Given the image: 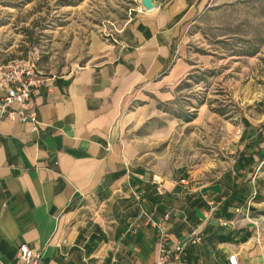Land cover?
Instances as JSON below:
<instances>
[{
    "label": "crops",
    "instance_id": "crops-1",
    "mask_svg": "<svg viewBox=\"0 0 264 264\" xmlns=\"http://www.w3.org/2000/svg\"><path fill=\"white\" fill-rule=\"evenodd\" d=\"M154 3L120 42L92 45L83 66L37 74L36 126L1 118V264H14L21 245L40 252L41 264H154L158 225L168 248L201 238L186 244L178 264H227L233 255L237 264H264V216H254L262 207L255 180L264 149L237 152L221 173L226 160L205 157L176 178L152 173L127 152L122 130L130 108L173 101L193 73L215 68L185 41L193 21L177 19L181 7ZM8 57L0 51V70ZM208 84L211 92L213 79ZM195 108L187 126L218 113L206 103Z\"/></svg>",
    "mask_w": 264,
    "mask_h": 264
},
{
    "label": "rangeland",
    "instance_id": "rangeland-1",
    "mask_svg": "<svg viewBox=\"0 0 264 264\" xmlns=\"http://www.w3.org/2000/svg\"><path fill=\"white\" fill-rule=\"evenodd\" d=\"M138 1L0 0V51L8 54L7 62L37 53L39 73L67 74L89 61L91 47L120 42L143 12ZM156 1L181 7L177 19L193 21L185 41L199 55L211 56L215 68L193 73L173 101H159L144 112L130 108L122 130L127 152L162 177L170 172L168 177H181L182 166L195 167L205 157L226 160L218 163V173L225 172L237 152L264 149V0ZM202 103L223 113L210 111L200 124L187 126ZM255 181L262 207L254 216H264V166ZM102 218L105 222V211Z\"/></svg>",
    "mask_w": 264,
    "mask_h": 264
},
{
    "label": "built area",
    "instance_id": "built-area-1",
    "mask_svg": "<svg viewBox=\"0 0 264 264\" xmlns=\"http://www.w3.org/2000/svg\"><path fill=\"white\" fill-rule=\"evenodd\" d=\"M39 56L31 53L25 59L7 62L0 70V88L4 96L0 99V121L3 116L15 117L21 123L38 124L37 112L33 102L38 72ZM185 181L182 182L184 184ZM167 217V216H166ZM157 258L154 264H169L171 258L175 264L181 259L186 244L195 245L201 238L192 234L186 241L172 248L167 247L168 234L164 227L157 226ZM40 252L32 251L27 245L18 248L14 264H41ZM1 264V262H0ZM227 264H237L235 256L228 257Z\"/></svg>",
    "mask_w": 264,
    "mask_h": 264
},
{
    "label": "water",
    "instance_id": "water-1",
    "mask_svg": "<svg viewBox=\"0 0 264 264\" xmlns=\"http://www.w3.org/2000/svg\"><path fill=\"white\" fill-rule=\"evenodd\" d=\"M138 3L145 13L152 12L153 10L156 9V5H157L154 3V0H139Z\"/></svg>",
    "mask_w": 264,
    "mask_h": 264
},
{
    "label": "trees",
    "instance_id": "trees-1",
    "mask_svg": "<svg viewBox=\"0 0 264 264\" xmlns=\"http://www.w3.org/2000/svg\"><path fill=\"white\" fill-rule=\"evenodd\" d=\"M220 112V114H222L223 112L222 111H219Z\"/></svg>",
    "mask_w": 264,
    "mask_h": 264
}]
</instances>
